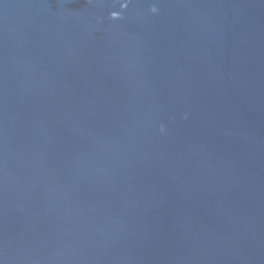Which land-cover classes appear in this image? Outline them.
<instances>
[{
    "label": "water",
    "instance_id": "water-1",
    "mask_svg": "<svg viewBox=\"0 0 264 264\" xmlns=\"http://www.w3.org/2000/svg\"><path fill=\"white\" fill-rule=\"evenodd\" d=\"M0 264H264V0H0Z\"/></svg>",
    "mask_w": 264,
    "mask_h": 264
}]
</instances>
